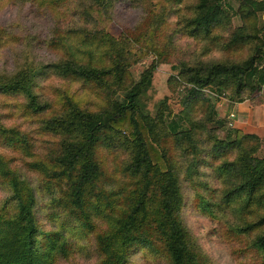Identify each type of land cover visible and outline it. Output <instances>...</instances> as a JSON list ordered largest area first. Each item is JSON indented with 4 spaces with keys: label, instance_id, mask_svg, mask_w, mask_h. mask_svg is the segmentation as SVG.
I'll return each mask as SVG.
<instances>
[{
    "label": "trees",
    "instance_id": "trees-1",
    "mask_svg": "<svg viewBox=\"0 0 264 264\" xmlns=\"http://www.w3.org/2000/svg\"><path fill=\"white\" fill-rule=\"evenodd\" d=\"M17 1L48 10L55 21L64 20L68 26L75 18L82 19L83 25L89 23L85 6L95 5L107 13L119 0ZM244 2L243 24L223 38V49H242L251 43L258 54L244 61L182 63L179 74L190 85L185 106L206 87L226 89L232 99L239 100L245 93L264 90V64L259 67L264 63V26H258L256 16L264 13V0ZM224 4V0H196L190 16L176 21L175 29L194 36L213 33L216 39V31L226 29L231 20ZM167 5L159 8L166 14L154 24L163 33L157 35L168 42L167 16L175 8ZM74 25L45 37L9 36L0 29V47L8 41L28 46L42 43L59 55L50 65L0 70V148L23 156L22 164L14 166V156L0 151V185L7 191L0 200V264L70 262L78 245L75 232L93 233L92 216L103 214L109 226L92 235L90 247L96 253L92 264H129L136 252L164 258L168 264H214L182 217V182L200 165L211 166L224 188L221 195L209 191L194 201L209 198L202 208L205 216L221 225L224 242L236 244L232 253L238 264H264V157L255 155L261 139L243 134L225 143L214 135L196 137L180 113L157 129L141 100L150 86L152 67L138 81L130 80L123 43L113 42L105 31ZM74 39L80 43L75 51L69 45ZM161 54L156 52L157 60ZM50 75L80 83L83 90L100 88L107 92L105 100L91 108L75 90L53 87L49 91L40 80ZM10 105L25 118L39 121L38 133L46 137L40 150L32 147L30 133L5 123L11 110L3 112L1 106ZM122 147L126 157L119 161ZM233 151L235 157H231ZM38 195L46 198L45 215L52 223L56 220V226L46 228L40 223Z\"/></svg>",
    "mask_w": 264,
    "mask_h": 264
},
{
    "label": "rangeland",
    "instance_id": "rangeland-1",
    "mask_svg": "<svg viewBox=\"0 0 264 264\" xmlns=\"http://www.w3.org/2000/svg\"><path fill=\"white\" fill-rule=\"evenodd\" d=\"M195 1L178 0L177 3L170 4L168 0H119L114 4L113 9L107 13H102L95 5H87L85 9L90 15L89 23L83 25L82 19L75 18V23H70L67 26L66 21H55L48 10L38 9L33 4L21 3L17 0H0V29H5L9 36L15 37L26 34H36L45 37L48 32L51 33L58 29L67 31L74 24V26H86L98 31H105L111 36L113 42L124 44L122 50L123 55L128 60L127 71L131 76L130 80L138 81L141 73L152 67L150 86L143 94L141 100L145 107L144 113L147 117L152 118L157 129L164 128L170 118H175L180 113V116H185L188 128H192V132L196 137L198 134L199 137L204 134L207 136L211 135V138L214 135L217 140L226 143L235 141L243 134L257 135L261 142L255 155L264 157V129H261L259 133H255L248 132L247 127H241L247 123L248 116L245 114L247 110H255L257 106H261L264 110L263 87L258 92L245 93L240 100L232 99L230 92L226 89L216 90L206 87L202 89L199 98L191 97L188 106L183 104L184 100L189 96L190 85H187L179 74L182 63L190 66L199 63V61H244L251 55L255 56L258 54L255 53V46L251 43H245L242 49L226 51L223 49V38L229 37L233 30L243 24L240 9L245 5L244 0H224V8L227 10L231 20L226 29H218L216 31L217 38L214 40L212 39L214 37L213 33L206 37L202 35L194 36L185 31L182 33L177 31L175 29L176 21L184 20L190 16L192 13L191 6ZM167 3L172 9L173 6L175 8L167 16L169 25L165 32L167 35L169 34L168 42L157 35L162 33V31H157L154 24L159 16L166 14L164 9L159 8H162V6L167 8ZM248 8L245 7V10ZM256 16H258V23L260 24L258 26L262 25L263 27L264 13L259 11ZM262 32H264L263 28ZM164 42H166L165 45ZM69 45L74 50L75 45H80V43L74 39L69 41ZM261 50L263 51L264 48ZM157 51L162 52V57L159 60H157L159 58L156 55ZM58 59V53L45 48L42 43L38 45L33 43L32 46H28L27 44L19 43V41H8L0 47V70L12 71L22 65L28 66L29 64H32L31 66L50 65ZM256 63H258V60H256ZM263 64V62L260 63L259 67ZM40 82L49 91L53 87L69 91L75 90L74 92L79 95L77 96L79 100L88 103L91 108H96L98 105L103 104L107 93L100 88H93L92 86H86L83 90L80 83H72L55 75L41 79ZM202 94L205 95L203 96ZM109 95H112L110 96L111 99L115 97V94ZM1 108L3 112L11 110L9 117L5 119V123L7 125H16L21 130L30 133L33 136L32 147L40 150L44 144L43 139L46 137L38 133L39 129L36 123L39 121H31L18 114L12 105L8 107L1 106ZM238 113L239 115H237ZM235 120H239V122L235 123ZM252 121L253 124L261 123L260 120L254 117ZM206 139L204 137L203 143ZM0 151L8 156H14L12 160L14 166L22 164L23 156L20 153L1 148ZM125 152L126 149L122 147V150L118 151L117 160H124V157H126ZM235 155L236 151H233L231 157H235ZM112 160L110 158V164H112ZM187 160L189 158H186ZM196 170L189 176L190 178L182 182L184 195L183 220L192 235L196 237L198 246L202 248L214 264H238L232 253V248L236 244L224 242L219 232L221 225L205 216L206 209L203 210L202 208L209 202V198L203 199L199 203L194 201L195 196H204L209 191L221 195L224 184L221 180L214 177L211 166L200 165L196 167ZM28 176L34 178L35 174L28 173ZM33 185L36 186L37 184L33 183ZM6 195V188L0 185V200ZM120 196L125 197L121 193ZM45 200L46 198L43 199L38 195L37 216L43 227L56 226L57 221L55 220L52 223L45 215ZM123 204H126V199ZM230 211L233 212L232 207H229ZM110 217L108 215V219ZM92 220L96 229H94L93 233L88 234L79 233L78 235L75 232L74 240L78 245L73 248L74 259L70 260V262L62 261L60 264H92L95 262L96 253L94 248L90 247L92 235H94V232L107 230L109 223L104 214L102 216L94 215ZM129 264L168 263L164 258H148L141 252H136L131 257Z\"/></svg>",
    "mask_w": 264,
    "mask_h": 264
},
{
    "label": "crops",
    "instance_id": "crops-1",
    "mask_svg": "<svg viewBox=\"0 0 264 264\" xmlns=\"http://www.w3.org/2000/svg\"><path fill=\"white\" fill-rule=\"evenodd\" d=\"M245 113V112H244ZM246 116H248L247 123L243 124L241 127H247L248 132L259 133L261 129H264V110L262 107L257 106L255 110H247ZM239 115V113L237 114ZM260 120V124H253L252 118ZM239 122V120H235V123Z\"/></svg>",
    "mask_w": 264,
    "mask_h": 264
}]
</instances>
